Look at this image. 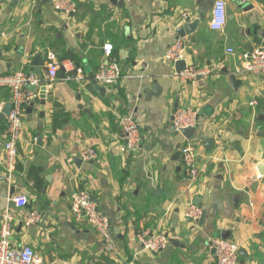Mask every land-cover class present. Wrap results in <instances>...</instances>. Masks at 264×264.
Returning <instances> with one entry per match:
<instances>
[{"label":"crops","instance_id":"crops-1","mask_svg":"<svg viewBox=\"0 0 264 264\" xmlns=\"http://www.w3.org/2000/svg\"><path fill=\"white\" fill-rule=\"evenodd\" d=\"M74 1L72 18L54 11L49 0H5L0 6L1 76L30 71L38 54L44 76L49 51L85 74L77 82L66 77L74 70L60 69L55 80L43 81L44 103L39 85L32 111L26 108L13 186L19 188L15 194L27 196V204L17 208L8 202L10 190L0 182V215L5 209L13 214V243L31 245L47 261L208 264L209 237L227 232L225 238L240 246L238 264H264V176L256 167L264 164V137L257 136L264 128V77L232 74L243 51L264 43V0H225L227 22L220 31L208 28L213 0ZM184 11L190 19L181 17ZM196 19L192 33L178 36V27ZM176 39L185 44L184 62L207 67L211 74L181 81L176 64L164 58ZM105 44L111 45L122 76L104 86L101 96L90 82L108 60ZM231 76L238 80L234 87ZM155 84L157 94H152ZM8 102L9 88L0 87V111ZM178 107L199 112L189 138L172 128L171 113ZM60 108L69 114L65 122L62 114L53 117ZM129 113L139 125L142 148L120 153L125 140L119 116ZM4 130L0 127V169ZM186 143L197 151L194 181L185 175L180 152ZM87 148L97 152L96 159H82ZM76 189L87 190L109 217L116 251L108 252L97 231L71 211ZM197 197L204 217L189 220L184 210ZM32 210L41 218L25 224L23 215ZM141 230L170 233L180 245L146 252L136 239Z\"/></svg>","mask_w":264,"mask_h":264},{"label":"built area","instance_id":"built-area-1","mask_svg":"<svg viewBox=\"0 0 264 264\" xmlns=\"http://www.w3.org/2000/svg\"><path fill=\"white\" fill-rule=\"evenodd\" d=\"M5 0H0V6ZM125 2L127 0H117ZM52 9L67 17H73L77 12V5L74 0H49ZM264 10V5H262ZM184 20L190 19V13L181 12ZM227 22V10L225 0H213L208 28L212 31H220ZM110 44L103 46L104 55L108 58L105 64H101L93 73L92 78L105 87L113 86L122 76L121 68L117 60L112 57ZM185 44L181 39H176L167 49L164 58L175 64L181 62L182 66L177 72L178 78L183 82H194L203 79L211 74L207 67L187 64L183 60ZM227 53L234 54L233 48H228ZM239 64L232 71L238 77H264V43L253 44L248 50L243 51L239 57ZM70 72L74 75L66 76L68 80L80 82L85 79V74L80 67H72L58 60L54 52L46 54L44 65V76L33 70L18 69L7 75H0V87H8L10 90L11 108L6 117V128L4 130V144L2 149V160L0 169V182L5 183L8 191L14 185V175L19 159V147L24 138V114L26 108L37 98L35 91H30L27 86H39L44 79L53 81L57 78L59 70ZM251 105L256 104L253 100ZM199 122L198 110L191 107H178L171 113V125L175 132L187 128H196ZM119 127L125 140L124 144L118 145L120 153L138 152L142 148V138L139 125L132 114L119 116ZM34 141L36 139H33ZM183 157V165L186 177L189 180H196L198 176L197 151L195 144L186 143L180 149ZM82 159L94 160L97 152L93 148L81 151ZM8 202H12L17 208L27 204V196L22 193L6 196ZM71 211L78 218L85 220L97 231L98 235L106 245L108 252L116 251L115 241L112 233L109 217L103 212L87 190L76 189L70 196ZM202 208L198 204L190 202L184 210V216L192 220H199ZM0 223V264H75L70 260L47 261L37 253L29 244L17 246L13 243V214L7 209L2 213ZM41 214L32 210L23 215L22 221L25 224L39 221ZM170 234L167 232H148L141 230L136 233L137 243L141 249L149 253H160L170 243ZM208 248L212 254V262L208 264H238L240 246L237 241L222 236L209 237ZM88 264H103L97 260H90Z\"/></svg>","mask_w":264,"mask_h":264},{"label":"water","instance_id":"water-1","mask_svg":"<svg viewBox=\"0 0 264 264\" xmlns=\"http://www.w3.org/2000/svg\"><path fill=\"white\" fill-rule=\"evenodd\" d=\"M111 1L114 4L117 2V0H111ZM197 24H198V20L197 19L193 20L191 22L187 21L186 23L182 24L180 27L177 28L178 36L183 37L185 34L192 33L195 30ZM175 64H176V67H177L176 70L178 72L179 69L181 68V62H177ZM42 66H43V57L40 54L35 55L33 60H32V62H31V70H33V72H35V73H39V72H41V67ZM60 76L62 77L63 73H61ZM90 83L92 85V89L96 93H98L101 96L105 95L107 89L103 85L98 84L94 79H92ZM230 83L234 87L235 84L238 83V80L234 76H231L230 77ZM155 87H157V84H155L153 86L152 94H157L155 92ZM27 88L30 91H35L36 86L29 84L27 86ZM45 90H46V86L42 85V86L39 87V98L41 99V104L44 103L43 99L45 98ZM78 98H79V95H78ZM10 108H11V103L10 102L6 103V105L0 111V119H3L4 117H7L9 115ZM32 109H33V103H31L27 107V112H31ZM260 119H262V118H260ZM180 132H181V134L184 137L189 138V137L194 135L195 129L194 128H187V129L181 130ZM257 136L264 137V128H259L257 130ZM213 144H214L213 139H210V140L207 141L206 146H207V148L211 149ZM256 167H257L258 173L260 175L264 176V164L263 163H259V164H257ZM18 191H19V188H15L14 186H12L10 188V194H15ZM231 198L234 201V203H236L235 197L232 196ZM197 199H198V197L194 200V202H193L194 204H198L197 203ZM204 214H205V211L202 210L201 219H203ZM1 219H2V216L0 215V220ZM188 219L191 220V218H188ZM222 235H223V237H225V236L227 237V232H223ZM169 241L173 245H177V246L180 245V243L177 240H175L174 238H169ZM240 264H244L243 261H241Z\"/></svg>","mask_w":264,"mask_h":264},{"label":"trees","instance_id":"trees-1","mask_svg":"<svg viewBox=\"0 0 264 264\" xmlns=\"http://www.w3.org/2000/svg\"><path fill=\"white\" fill-rule=\"evenodd\" d=\"M64 110H61V108H60V110L57 112V113H53V117H54V119H56L57 117H58V114H62L64 117V120H63V122H65V121H67L68 120V118H69V114H68V112H63ZM56 122V121H55ZM62 122V123H63ZM5 123H6V121L5 120H2V121H0V127H2V129H5L6 128V125H5ZM55 126V125H54ZM30 171L31 172H33V170H32V168H31V170H28V175H30L31 173H30ZM36 172V171H35ZM35 174H38V173H35Z\"/></svg>","mask_w":264,"mask_h":264},{"label":"rangeland","instance_id":"rangeland-1","mask_svg":"<svg viewBox=\"0 0 264 264\" xmlns=\"http://www.w3.org/2000/svg\"><path fill=\"white\" fill-rule=\"evenodd\" d=\"M170 234V233H169ZM171 235V234H170Z\"/></svg>","mask_w":264,"mask_h":264}]
</instances>
